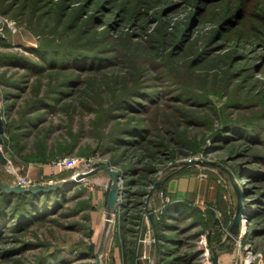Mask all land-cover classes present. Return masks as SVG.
<instances>
[{
  "label": "rangeland",
  "instance_id": "374dc122",
  "mask_svg": "<svg viewBox=\"0 0 264 264\" xmlns=\"http://www.w3.org/2000/svg\"><path fill=\"white\" fill-rule=\"evenodd\" d=\"M54 1L61 0H0V53L24 54L41 62L31 50L39 45L35 15L47 7V2ZM68 1L79 4L83 0ZM194 5V0H159L136 25L127 22L125 25L129 26L125 28L134 30L138 34L136 38H142L148 31L158 33L162 20H167L170 43L191 18ZM90 8L94 10L96 5ZM112 16L109 14L108 18ZM208 18L193 30L192 38L187 39L181 49V57H185L188 48L195 51L206 44L205 30L213 25ZM217 43H212L210 48ZM232 46L233 41H226L224 47L194 64L196 74L203 75L193 76L195 81L187 78L183 71L187 64H171L176 76L165 68L170 66H153L142 80L146 83L145 91L160 93L163 90L172 102L186 98V108L194 109L204 118L199 123L184 120L181 130L187 138L172 137L169 143L149 132L141 137L125 136L123 141L107 136L113 128L123 126L128 118L124 109L116 106L111 105L107 119L100 110L108 108L112 96L122 90V85L108 91L105 85L104 99L97 100L94 95L87 97L86 102L81 99V87L76 86L75 93L59 101L51 100V106L31 112L24 123L14 128L15 136L11 138L8 125L19 121L21 110L34 96L36 88L45 89L52 81L51 74L60 68L47 66L41 70L39 64L0 63V114L5 121L4 143L0 149L9 160L7 164H0V177L4 182L16 184L14 180L18 175L27 176L32 184H52L60 191L56 206L52 204L55 207L30 226L16 228L13 223L6 226L2 233L6 238L0 239V249L4 246L14 249L8 257L0 256V264H98L96 254L99 264H214V249L219 264H264V213L257 219L254 210H264V186L260 185L264 182V173L259 175L260 180L252 177V164H262L258 156L264 150L263 142L254 135L257 152L248 148L239 155L231 150V144L225 146V141H215L211 136V129L228 113L223 107L228 106L233 119L241 114L231 107L237 97L240 100L250 91L256 96L254 99L264 100V69L256 70L255 64L256 74H252L254 65L251 64L259 62L261 58L257 56L264 47L252 50V44L243 42L235 50ZM245 51H249L251 60L226 58L228 53L241 55ZM226 66L235 73L233 85L238 87L234 85L223 92V80H215L213 85L212 81L215 72L221 77ZM128 68L129 64H103L88 71L96 74L106 71L110 76L117 72L125 74ZM136 73L133 67L127 83L134 82ZM176 85L194 88L207 99L199 104L196 102L199 99L187 98ZM153 97L147 100L149 111L163 101L157 93ZM11 106L13 109L9 110ZM244 106H248L244 112L251 115L255 107ZM261 130L258 134L263 136ZM235 132L238 131L228 129V142L235 140ZM252 137L251 131L246 138L252 140ZM130 138L141 139V142L136 144ZM65 158L70 165L59 166L57 162ZM34 164H49L57 169L35 178L27 168ZM102 164H108L120 174L118 199L109 223L106 209L113 177L108 170L97 169ZM163 179L165 181L149 196L151 187ZM238 189L243 213L234 230ZM52 194H48V205L54 202ZM150 208L156 226L152 224Z\"/></svg>",
  "mask_w": 264,
  "mask_h": 264
},
{
  "label": "trees",
  "instance_id": "16d2710c",
  "mask_svg": "<svg viewBox=\"0 0 264 264\" xmlns=\"http://www.w3.org/2000/svg\"><path fill=\"white\" fill-rule=\"evenodd\" d=\"M158 1L83 0L79 4H74L68 0L54 1L51 4L47 2L45 5L47 7L42 8L43 10L35 15V25L37 24L39 28V45L31 47V50L40 57L41 62H36L24 54L0 53V63L2 64H39L41 70L47 66L60 68L57 73L51 74L52 81L48 82L45 89L40 86L36 88L34 96L21 110L22 115L19 121H16L15 125L13 123L8 125L7 130L10 131L11 138L15 136L14 128L18 124L24 123L23 121L25 118H29L31 112L44 106H51V100L59 101V99L75 93L73 89L76 86L81 87V99L86 102L87 97L92 98L94 95H96L97 100L104 99L103 94L106 86L108 91V88L114 90V87L122 85V90L115 93L116 96H112L108 108L105 110L100 108L106 119L112 106L124 109L125 115L128 117L126 123L123 126L113 128L111 133L107 135L108 137L116 136L115 140L123 141L126 139L125 136L132 135L133 137L136 135L141 137L149 132L156 137L158 135L160 141L166 143H169L173 139L172 137L176 136L186 139L187 134L181 130L183 121L190 119V122L199 123L204 121L202 120L204 119L203 116L194 109L186 108L188 104L186 98L184 101L180 99L177 102H172L165 96L166 92L163 90L160 92L161 96L158 91L152 93L145 91L146 83L142 80L146 78L153 66L156 68L165 67L163 65L170 66L165 68L167 71L173 72L172 76H176L171 64H187L183 71L187 78L195 81L193 76L203 77V75L196 74L193 69L194 64H199L208 54L224 47L226 41H233V50L242 42L244 45L252 44V50H259L260 46L264 47V0H194V13L187 23H183V28H179V33L175 35L172 41L170 40V43L167 39L170 37L168 30L170 26L167 20H162L158 33L152 30L142 34V38H136L138 34L134 30L131 31L130 28H125L129 26L125 24L131 22L130 25H136L150 12L151 6ZM160 1L163 2V0ZM90 5H96V8L91 10ZM109 14H113L111 19L108 18ZM205 17H209L208 19L213 22V25L207 28L204 33L206 44L199 46L195 51L193 48H188L184 54L185 57H181L183 54L181 49L185 47L187 39L192 38L193 30L200 25ZM214 42H218L217 45L210 48ZM152 50L155 51L152 53ZM245 52L247 54L228 53L226 58L233 60L236 57H242V60H251L249 51ZM257 57L262 60L251 62L254 65L252 70L255 64H257L256 70L259 68L263 70L264 51L259 53ZM228 60H225L226 64H230ZM103 64H129V68L125 74L117 72L110 76L106 71L97 74L88 71L92 67ZM132 66L137 73L134 82L130 84L127 83V80ZM86 71L88 72L84 73ZM255 71L253 70L252 74H256ZM215 73L216 77L213 79L212 85L215 80H223L221 86L223 92H227L234 85L236 86V84L233 85L235 73L233 74L228 66L223 69L220 74L221 77H218L217 72ZM111 79L114 80L112 83L110 82ZM205 79L208 80L209 78L206 76ZM172 82L175 81L172 80ZM176 87L180 92L186 93L187 98L199 99L196 100L199 104L207 99V96L202 95L200 91L194 88L179 87L178 85ZM155 93L163 101L157 102L156 107L152 109L153 111H149L147 100L151 101ZM251 93L248 91L242 95L240 100L237 97V100L233 102L236 104L231 107L241 111L239 117L231 118L227 110L228 106H225L223 111L228 113L226 115L224 113V118H221L219 125L211 129V136L215 141H225V146L231 144V150H235L239 155H242L244 150L248 148L254 149L255 153L257 152V142L253 141L255 140L254 135L264 145V135L258 134L261 129L264 131V100L254 99L256 96ZM244 104H249V108L255 107L252 109L251 115L244 112L248 109V106H244ZM11 109H13L12 106L9 110ZM231 112L233 111L231 110ZM238 126L243 128H237ZM228 129L238 131L234 134L235 140L228 142L229 133H226ZM251 131L252 140L246 138ZM130 139L136 144L141 142L140 138V140H136L137 138ZM258 157L264 166V150L259 152ZM262 164H252L253 178L260 180L259 175L264 173ZM260 165L263 168L259 167ZM238 166L240 167L241 163ZM260 185L264 186V182L261 181ZM52 192L51 198L54 199V202L48 205L50 201L48 194ZM59 192L58 188L44 192H16L0 188V239L6 238V235L4 234V236L2 233L10 223H13L16 228L17 226L24 228L30 226L35 219L42 218L51 207L56 206ZM257 192H259L258 188ZM41 202L44 204L41 205ZM254 210L257 219L264 213V210L262 212H257V209ZM13 249V247L4 246L0 249V256L8 257Z\"/></svg>",
  "mask_w": 264,
  "mask_h": 264
},
{
  "label": "water",
  "instance_id": "95a60500",
  "mask_svg": "<svg viewBox=\"0 0 264 264\" xmlns=\"http://www.w3.org/2000/svg\"><path fill=\"white\" fill-rule=\"evenodd\" d=\"M4 131H5V121H4L2 114H0V146H2V144L4 143V138H3ZM8 162H9V160H8L7 155L4 153V151L2 149H0V164H7ZM189 162L193 163L194 160H190ZM201 162L207 163V164L211 163L209 161H201ZM97 169H106L110 172V174L113 177V183H112L110 191H109L107 209H106V213H107L106 221H107V223H109V221L111 219L112 212L115 209L116 202L118 199L120 174L116 170L112 169L108 164H102ZM95 170H93V171H95ZM165 179L156 181V183L151 187V189L148 192L149 196L152 194V192L154 190H156L157 188L160 187V185L165 181ZM71 180H72V178L68 179L67 181H71ZM55 187H56V185H52V184L46 185V184H42V183L31 184L28 186H24V185H20V184H10V183L4 182L0 177V188L4 189L6 191L44 192V191H47L49 189H53ZM149 212H150L152 224H153V226H156V220H155L152 208L149 209ZM242 213H243L242 198H241V193L238 189V206H237L236 216L234 218L233 225H232L233 226L232 228L234 230H236V228H237V226L241 220ZM96 257H97V263L99 264V255L96 254ZM213 261H214V264H219L218 254L216 253L215 249H214Z\"/></svg>",
  "mask_w": 264,
  "mask_h": 264
},
{
  "label": "crops",
  "instance_id": "0c3cea01",
  "mask_svg": "<svg viewBox=\"0 0 264 264\" xmlns=\"http://www.w3.org/2000/svg\"><path fill=\"white\" fill-rule=\"evenodd\" d=\"M2 92L0 90V105H2ZM28 173L31 174L32 176H34L35 178H37V176H41V175H49L53 172V170L57 169V168H53V166L51 165H47V164H34V165H29L28 167ZM175 185V184H174ZM172 189V187H170Z\"/></svg>",
  "mask_w": 264,
  "mask_h": 264
},
{
  "label": "built area",
  "instance_id": "2783aa9c",
  "mask_svg": "<svg viewBox=\"0 0 264 264\" xmlns=\"http://www.w3.org/2000/svg\"><path fill=\"white\" fill-rule=\"evenodd\" d=\"M57 164L59 166H68L70 165V161H68V159L65 158V159H61L60 161H58ZM14 182L16 184H20L24 186H28L32 184V181H30V179L27 176H22V175H18L16 179L14 180Z\"/></svg>",
  "mask_w": 264,
  "mask_h": 264
}]
</instances>
